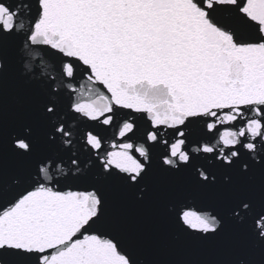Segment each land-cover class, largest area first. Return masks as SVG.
Wrapping results in <instances>:
<instances>
[{
  "label": "snow or ice",
  "instance_id": "obj_1",
  "mask_svg": "<svg viewBox=\"0 0 264 264\" xmlns=\"http://www.w3.org/2000/svg\"><path fill=\"white\" fill-rule=\"evenodd\" d=\"M0 264H264V0H0Z\"/></svg>",
  "mask_w": 264,
  "mask_h": 264
}]
</instances>
